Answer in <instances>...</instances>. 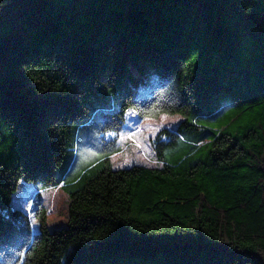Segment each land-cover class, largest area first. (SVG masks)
<instances>
[{
	"label": "trees",
	"instance_id": "obj_1",
	"mask_svg": "<svg viewBox=\"0 0 264 264\" xmlns=\"http://www.w3.org/2000/svg\"><path fill=\"white\" fill-rule=\"evenodd\" d=\"M133 109L159 167H111ZM0 264H264V0H0Z\"/></svg>",
	"mask_w": 264,
	"mask_h": 264
},
{
	"label": "rangeland",
	"instance_id": "obj_2",
	"mask_svg": "<svg viewBox=\"0 0 264 264\" xmlns=\"http://www.w3.org/2000/svg\"><path fill=\"white\" fill-rule=\"evenodd\" d=\"M162 116L165 117L163 121L161 120ZM181 120L182 116L177 114H161L156 118L146 120L133 114L132 110H127L124 114V123L116 139L119 151L109 156L111 167L114 169L132 165L159 167L161 164L155 158L151 147V139L162 129L175 130ZM161 123H163V126L160 127L158 132L153 134L148 130L149 125L154 128L160 126ZM138 126L144 127L140 136L139 146L131 140H120V135L135 131ZM60 186H48L45 189L38 190L34 185L25 183L23 180L17 183L16 192L12 197V204L28 214L34 231L38 229V222L34 218L37 209V204L34 201L36 195H39L38 203L45 211L47 227L50 230H54L66 226L68 197Z\"/></svg>",
	"mask_w": 264,
	"mask_h": 264
},
{
	"label": "snow or ice",
	"instance_id": "obj_3",
	"mask_svg": "<svg viewBox=\"0 0 264 264\" xmlns=\"http://www.w3.org/2000/svg\"><path fill=\"white\" fill-rule=\"evenodd\" d=\"M132 113L133 114H136V115L139 114V113L136 112L135 109L132 110ZM144 118L146 120H151L153 117H152L151 114H149V115H146ZM164 119H165V117L162 116L161 117V120L163 121ZM162 126H163V123H161L160 126L154 127V128L151 125H149L148 126V130L154 134L155 132H158L160 130V127H162ZM143 130H144V127L143 126H138L135 129V131H131V132H128V133H125V134L120 135V140L121 141H124L125 139L131 140L133 142H136L137 143V146H139V140H140V136H141V133H142ZM108 135H116V133L112 132V133H108ZM91 155L92 156H96L97 153L92 152Z\"/></svg>",
	"mask_w": 264,
	"mask_h": 264
}]
</instances>
